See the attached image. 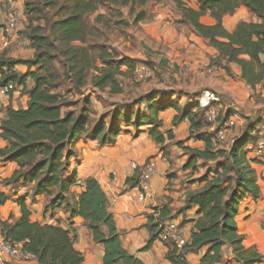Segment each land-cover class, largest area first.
Segmentation results:
<instances>
[{
	"label": "trees",
	"instance_id": "1",
	"mask_svg": "<svg viewBox=\"0 0 264 264\" xmlns=\"http://www.w3.org/2000/svg\"><path fill=\"white\" fill-rule=\"evenodd\" d=\"M164 0H24L27 24L24 30L30 47L31 58H14L0 52V86L12 83L16 90L28 96L25 107L7 105L0 121V137L5 142L0 148V162H15L17 167L4 182L12 188L32 185L31 199L45 195L48 200L44 211L64 207L70 216L85 220L94 242L103 246V264H145L139 257L127 251L121 243L113 215L108 210L109 200L98 180L89 176L82 182L84 189L77 195L72 192L76 184V170L70 168V159L77 157L74 141L96 140L100 145L112 144L124 125L138 128L149 125L148 133L155 141L162 157L170 162L169 145L175 140L172 129L162 131L159 112L168 108L175 111L173 126L182 120L189 122L187 139L203 141V147L175 144L186 154L184 169L203 172L192 182L201 186L185 193L181 210L197 207L190 235L181 248L165 242V258L171 264H189V252L205 248L197 264H256L264 261V255L254 245L244 244V234L239 231L237 215L240 202L251 197L257 201L261 189L254 163L259 161L249 154L248 143H254L259 134L249 127L227 144L212 141L215 129L204 118V108L199 106V92L190 96L186 104L164 98L166 90L152 88L127 102H119L109 114L94 113L87 98L76 109L77 102H70L58 91L62 81L72 87L82 88L90 84L93 89L107 90L110 94H123L121 76H130L136 67L135 59L120 54L96 38L95 24L102 21L100 8L121 14V7H128L133 21H144L151 16L142 8L148 2ZM194 8L186 1L177 0L183 23L213 46L217 53L211 57L231 73L230 64L240 67V78L251 89L264 81V0H195ZM243 5L254 16L252 20H239L232 31L223 25V17L231 15ZM140 7V8H139ZM94 14V25L87 21ZM113 14V13H112ZM209 15L214 23L200 21ZM163 60L162 64H165ZM27 65L25 73L16 65ZM125 66V69L121 67ZM32 81L27 86L26 80ZM12 90L9 91L11 95ZM140 105H143L140 108ZM109 115V116H108ZM107 117L109 119H107ZM136 167L125 183L132 187L137 183ZM25 195L16 198L20 215L15 220L0 219V232L4 237L22 242L23 248L32 253L38 264H83V254L74 246L75 234L70 227L59 222L41 223L30 218ZM9 197L0 191V206ZM168 205L153 208L147 214L145 226L149 238L141 248L151 247L162 229V223L170 219Z\"/></svg>",
	"mask_w": 264,
	"mask_h": 264
},
{
	"label": "crops",
	"instance_id": "2",
	"mask_svg": "<svg viewBox=\"0 0 264 264\" xmlns=\"http://www.w3.org/2000/svg\"><path fill=\"white\" fill-rule=\"evenodd\" d=\"M15 1L17 12L21 15L23 22L18 30L7 34L3 30L5 12L0 0V52H6L8 56L14 58L27 59L33 56L34 50L30 47L29 40L24 33L27 24L24 14V0ZM164 1L154 2L157 5L153 11L151 23L138 22L143 29L142 35L153 37L155 48L163 51L162 55L167 63L171 64L179 72L178 74L183 76L180 78L181 83L176 85L177 90L168 91L166 93L168 95H164V98L186 104L192 100L190 99L192 94L200 93L209 88L239 95L242 91L241 88L247 86L240 78V67L236 64H230V74L224 69L217 72L216 70H209V66H212L209 64V60L216 55V49L208 45L206 40L194 33L189 26L180 22L174 23L172 21L173 15H168L160 8V3ZM186 2L194 8L197 7L195 0ZM232 15L233 18L231 17L229 20L227 17L231 15L223 17V25L228 31H232L239 20L255 19L243 5H240ZM174 17L180 20L181 14H174ZM200 21L205 24L214 23V19L207 14L202 15ZM15 69L20 73H25L28 67L19 64L15 66ZM206 73L210 75L207 79L203 78L204 81H199L200 84L196 88L194 81L200 76L204 77ZM191 75L194 77L191 78ZM217 75L222 76L217 77ZM229 75L233 76L232 78H235L237 82H233L232 78L225 81V79L230 78ZM26 84L29 87L32 81L28 78ZM262 87L263 84L261 83L255 89L249 88L251 91L259 93ZM182 91L189 93L190 96L186 97L184 94H180ZM260 96L264 99V92H261ZM184 99L185 101H183ZM27 101L28 96L21 91V87H17L11 95L0 94V121L7 105H12L14 108L25 107ZM174 114L175 111L172 108L159 112V118L162 120L160 129L162 131L172 129L175 138L168 147L170 162L162 157L158 144L151 139L147 124H141L138 128L133 125H124L123 128L127 131L119 133L112 144L100 145L96 140L77 139L74 141V148L78 155L70 159V168L76 170L75 178L78 181L72 185V192L75 195L79 194L84 189L82 181L89 176L95 177L109 200L108 210L113 215L122 246L139 257L145 264H171L165 258L167 247L158 239L153 241L149 249L141 250L149 238V232L145 226L147 214H150L155 207L168 205L171 209L169 220L177 223L185 238H188L192 226L189 220L195 217L197 210V207L193 206L180 211L185 203L186 191L201 186V183L192 182L191 179L198 177L204 168L199 165L196 170L184 169L186 154L175 142L182 140L184 145L202 148L203 141L196 138L187 139L189 134L187 119L173 126ZM238 130L237 128L232 134L233 138L239 135L240 130ZM4 143L0 137V148ZM249 154L252 156L251 152ZM147 160L154 161L155 170L149 180L146 197L143 201L131 200L126 194V189L129 187L125 183L126 178L133 174L135 165H140ZM16 167L15 162H0V191L9 197L0 206V219L11 222L18 218L20 209L16 203V198L26 194L25 199L31 212V220L52 224L59 222L65 228L70 227L76 236L74 246L83 254V264H103V246L93 241L82 217H71L70 212L62 206L44 211V205L48 198L45 195H40L31 199L29 196L31 184L12 188L11 185L4 182L5 178L10 177ZM253 167L262 196L264 193V167L260 163H254ZM250 198V196L246 197L240 202L237 224L239 231L244 234V244L246 246L254 245L264 255V229L261 228L264 224V204L260 203L255 208L251 207L249 214H247L249 211L243 213L242 208ZM204 251L205 248H201L189 252L186 255L188 263L197 264ZM24 264L38 263L36 259H33L24 262ZM256 264H264V261Z\"/></svg>",
	"mask_w": 264,
	"mask_h": 264
},
{
	"label": "rangeland",
	"instance_id": "3",
	"mask_svg": "<svg viewBox=\"0 0 264 264\" xmlns=\"http://www.w3.org/2000/svg\"><path fill=\"white\" fill-rule=\"evenodd\" d=\"M186 1L189 2V0ZM156 5L157 4L154 2H148L142 7L151 16L149 19L144 20L145 23H151L153 21V11L155 10ZM160 8L168 15H173L172 21L174 23L180 22L174 17V14L180 13L176 0L172 2L170 0L164 1L160 3ZM99 11L102 13L104 12V17L101 22L95 24L97 27L96 38L92 41L104 43L109 48L117 50L118 53L135 59L136 66H143L148 73L146 76L141 77L133 71L129 77H119V81L124 87L123 94H110L107 90L101 91L93 89L90 84L77 89L72 87L69 81H62L58 91L66 97V100L77 102V106H75L76 109H79L81 104L84 103V99L88 98L92 102L94 110L92 122L98 119V114H109L115 104L132 100V98H135L152 88L166 91H173L172 89L177 90L176 85L181 83L180 78L183 77L178 74L179 72L173 68L171 64L167 63V60L162 55L163 51L155 48L156 45L153 37L150 36V38L142 35L143 29L141 25L138 24L139 21H133V15L129 14L128 7H121V14H116V12L108 11L105 8H100ZM94 16L95 15L92 14L87 18L90 25H94ZM232 16L233 15L231 14V16L227 17L228 20ZM163 60H165V64H162ZM209 64L216 67V72L220 69H224L220 64L213 63L211 58ZM121 68L125 69V66H122ZM209 75V73H206L204 77L200 76L197 78L194 81V86L197 88L201 80L204 81L203 78L207 79ZM219 76L222 75H217V77ZM229 76L230 78L225 79V81H229L233 77L231 75ZM193 77L194 76L191 75V78ZM231 80L237 82L235 78H232ZM209 90L217 92L220 98V101L216 104L218 117L213 124V128L223 122L226 114H234L236 117V123L234 126L227 129L225 139L216 140V142H219L220 144L231 142L233 138L232 134L235 133L237 128L240 130L239 135L248 127L253 129V134L257 133V135H264V99L261 98L262 95L260 96L261 92H264V84L259 93L251 91L247 86L241 88L242 91L239 95L236 93H225L213 88H209ZM167 95L168 94H166V96ZM183 101H185V99ZM142 107L143 105H140V108ZM107 119L109 118L107 117ZM260 203L264 204V193L257 201H253L252 198H250L242 208L243 213L249 211L251 207L255 208L256 205H259ZM249 213H251V211L247 214ZM261 228L264 229V224H262Z\"/></svg>",
	"mask_w": 264,
	"mask_h": 264
},
{
	"label": "built area",
	"instance_id": "4",
	"mask_svg": "<svg viewBox=\"0 0 264 264\" xmlns=\"http://www.w3.org/2000/svg\"><path fill=\"white\" fill-rule=\"evenodd\" d=\"M1 5L4 7L5 21L3 23V30L9 34L11 31L19 29L23 20L21 15L17 12L15 0H1ZM2 26V25H1ZM7 44V42H6ZM209 70H216L215 66H209ZM134 73L144 77L148 73L143 66H136ZM264 83V81H263ZM261 84V83H260ZM14 85L10 82L7 85L0 86V94L9 95L12 92ZM199 106L204 108V118L206 123L210 124L209 130L212 131L213 124L218 117V109L216 104L220 101L217 92L209 89H204L197 97ZM236 117L234 114L228 115L224 122L215 129L212 135V141L225 139L227 129L235 125ZM233 140V138H232ZM231 140V141H232ZM247 148L264 167V135H260L254 143H248ZM139 168L137 183L126 189V194L131 200L143 201L146 197L149 187V180L155 170V163L152 160H147L140 165H135ZM163 244L165 242H172L177 248H181L186 241L181 227L170 220L162 223V229L157 238ZM35 259L34 255L23 248L22 242L13 241L3 236L0 232V264H24L30 260Z\"/></svg>",
	"mask_w": 264,
	"mask_h": 264
}]
</instances>
